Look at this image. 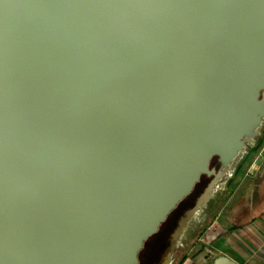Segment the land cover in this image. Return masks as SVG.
Segmentation results:
<instances>
[{"label": "water", "instance_id": "obj_1", "mask_svg": "<svg viewBox=\"0 0 264 264\" xmlns=\"http://www.w3.org/2000/svg\"><path fill=\"white\" fill-rule=\"evenodd\" d=\"M263 123L264 0H0V264H139Z\"/></svg>", "mask_w": 264, "mask_h": 264}, {"label": "rangeland", "instance_id": "obj_2", "mask_svg": "<svg viewBox=\"0 0 264 264\" xmlns=\"http://www.w3.org/2000/svg\"><path fill=\"white\" fill-rule=\"evenodd\" d=\"M263 129L264 123L258 129V135H256L254 138L252 137L250 139H247L246 147L244 149V152H246V154H240L239 157L231 164V168L236 169L235 174H233L231 177L223 174L225 169L220 167L217 159L213 160L211 163L212 167L216 166L218 171L221 172V175H223V179L221 180L222 182L220 183V185L222 188H224L223 191L226 192H218L214 195V197L212 195L209 203H212L211 205L222 203L225 206V209L223 211V218L228 223L235 226L248 223L259 217V215L264 212V172H258L259 169L257 168V170H253L252 172V168L255 164L252 163L255 159L254 149L258 146L259 139L261 138L263 133ZM252 141H255L257 143L254 149L250 147V142ZM238 166L240 167L239 170H237ZM261 176H263V179L260 178ZM209 179L211 178H208L207 182H205V185L201 184L200 186H198V188H196V193L194 192V195L196 194V197L194 198V200L192 199L193 203H196L198 199L203 195L208 184L210 183ZM239 185H241L240 190L237 189ZM209 203L204 208H202L200 214L197 215L198 217L196 219L190 221V228L186 232L183 240H181L184 248H177L176 251L178 249H184L188 251L189 248L193 245H199L204 249L214 243V239H216V233L215 230H213L209 225L212 218L210 213H212L211 211H213L212 206L209 207ZM187 205H189V203L185 204L183 207ZM183 207L181 209H183ZM180 210L176 216H179ZM196 210H198V208H196L193 213H196ZM174 219H176V217L168 221L163 230H167L169 224L172 223ZM160 238L161 237L158 236L157 239H152L149 244L158 245ZM174 244L171 243L170 247H173ZM170 247L165 252H163V260L161 264H177L179 256L176 255L177 252L175 250L171 252L172 248L170 250Z\"/></svg>", "mask_w": 264, "mask_h": 264}, {"label": "crops", "instance_id": "obj_3", "mask_svg": "<svg viewBox=\"0 0 264 264\" xmlns=\"http://www.w3.org/2000/svg\"><path fill=\"white\" fill-rule=\"evenodd\" d=\"M254 153L252 172L259 169L258 172L262 173L264 146ZM239 169L238 166L237 170ZM260 178L263 179V176ZM240 188L241 185L237 187L238 190ZM211 204L209 207L212 206L213 211L210 213L212 218L209 225L216 233L214 243L204 249L199 245L191 246L188 251L178 249L177 264H264V212L248 223L235 226L223 218L225 206L222 203ZM235 227L238 228L230 231Z\"/></svg>", "mask_w": 264, "mask_h": 264}, {"label": "trees", "instance_id": "obj_4", "mask_svg": "<svg viewBox=\"0 0 264 264\" xmlns=\"http://www.w3.org/2000/svg\"><path fill=\"white\" fill-rule=\"evenodd\" d=\"M263 146H264V129H263L262 136L259 139L258 146L254 149V152H258ZM215 159H213V160H215ZM207 180H208L207 177H205V176L201 177V180L196 185L193 193L189 197H187L182 203H180V205L177 207V209L169 216V218L167 219V221L160 227L158 233L154 237H152L151 239H149L146 243H144L143 250L141 251V253L139 255V264H161L162 263V260H163V252L160 250V246L159 245H154V244L151 245V244H149V242L152 239H157L158 236L161 235L160 233L162 231H164L163 229L165 228L166 223L168 221H170L171 219H173L174 217H177L176 216L177 213L179 212V210L185 204L189 203V206L191 208L193 207L194 204H196V203H193L192 202L194 200V198L196 197V194L194 195V192H195L196 188H198V186H200L201 184H204L205 185V182H207ZM237 228L238 227L232 228V229H230V231L236 230Z\"/></svg>", "mask_w": 264, "mask_h": 264}, {"label": "flooded vegetation", "instance_id": "obj_5", "mask_svg": "<svg viewBox=\"0 0 264 264\" xmlns=\"http://www.w3.org/2000/svg\"><path fill=\"white\" fill-rule=\"evenodd\" d=\"M211 168H215L216 171L218 172V169H217L216 166L212 167V165H211ZM209 180H210V183H211L213 178H211ZM209 184H208V186H209ZM195 205H194L193 208H191L189 205L183 207V209L180 210L179 216H177L176 219H174V221L172 223L169 222L170 224H169L168 229L161 232V235H160L161 238H160V241H159L158 245L160 246V250L162 252H165L170 247L171 241H172L174 235L180 229V227H181V225L183 223V220L186 218L187 213L189 211L193 210L195 208ZM194 211H195V209H194ZM193 215H194V213H193ZM175 242H173L172 244H174ZM171 248L172 247H170V250H171ZM175 251H176V249H175Z\"/></svg>", "mask_w": 264, "mask_h": 264}, {"label": "built area", "instance_id": "obj_6", "mask_svg": "<svg viewBox=\"0 0 264 264\" xmlns=\"http://www.w3.org/2000/svg\"><path fill=\"white\" fill-rule=\"evenodd\" d=\"M256 135H258V131H257V133L255 134V136ZM254 136V137H255ZM253 137V138H254ZM250 139V138H249ZM256 145H257V143L255 142V141H252V142H250V147L252 148V149H254L255 147H256ZM245 149V148H244ZM241 154H243V155H245L246 154V152H244V150H243V152L241 153ZM232 164V163H231ZM231 164L227 167V168H224L225 169V171H224V173L223 174H225V175H227V176H232L233 174H235V172H236V169H233V168H231ZM223 179V175H221V177L217 180V182H216V185H215V187H214V189H213V191H212V193H211V198H212V195L214 196L217 192H220V191H223L224 190V188H222L221 187V185H220V183L222 182L221 180ZM211 200V199H210ZM209 203V202H208ZM207 203V204H208ZM207 204H205V205H203L202 207H200L198 210H196V213H194V215L193 216H191V218H190V220H189V222L187 223V226L184 228V230L182 231V233L180 234V237H179V239L175 242V244L173 245V247H172V250H171V252H173L175 249H177V248H184L183 247V243L181 242V240H183V238H184V236H185V234H186V232L189 230V228H190V221H192L193 219H196L198 216V214H200V212H201V210H202V208H204ZM187 229V230H186ZM224 260V259H223Z\"/></svg>", "mask_w": 264, "mask_h": 264}]
</instances>
